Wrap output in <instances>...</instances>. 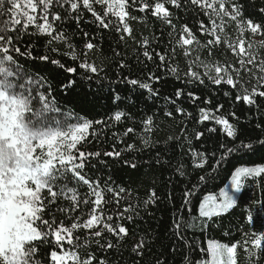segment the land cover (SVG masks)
<instances>
[{
    "label": "snow or ice",
    "instance_id": "6c2138e0",
    "mask_svg": "<svg viewBox=\"0 0 264 264\" xmlns=\"http://www.w3.org/2000/svg\"><path fill=\"white\" fill-rule=\"evenodd\" d=\"M131 21L159 23L160 35L137 39ZM106 33L116 34L115 47L109 43L111 56L97 64L90 53L103 52ZM41 36L50 52L74 66L47 54L34 56L29 41ZM75 38H82L81 46ZM129 40L138 45L136 65L120 50ZM56 42L66 51L53 46ZM29 59L45 62L39 74L22 71L21 60ZM170 77L183 87L164 94L158 85ZM49 81L58 82L61 95L75 106L71 112L62 110ZM185 104L198 110L191 134L193 113ZM235 104L243 107L237 111ZM226 106L230 110L222 112ZM97 107L112 114L95 120L76 114L77 108ZM158 114L173 122L181 118L179 132L162 143L150 138L162 128ZM206 121L215 126L199 127ZM113 122H130L122 137L135 135L140 146L121 138L123 151L115 145L103 153L85 151ZM193 139L201 142L200 150L193 149ZM124 152L136 156L125 158ZM102 157L133 170L132 176L121 183L111 176L93 179L90 173H99V165L108 167ZM249 161L260 163L243 166ZM144 168L151 179L140 196L132 185L146 182ZM222 171L230 173V182L201 199L202 186ZM197 172L202 174L193 181ZM165 173L169 178L159 182L158 191L157 175ZM257 178L264 179V0H0V264H143L159 234L140 222L163 221L165 212L171 213L169 239L153 264H175L177 252L180 264H238L240 241H213L206 252L200 249L207 259L197 260L187 230L220 226L238 200L248 202L238 194ZM180 184L177 208L167 189ZM62 200L67 206L58 204ZM254 203L264 214V200ZM246 220L260 229L243 233L247 264H264V218L249 210Z\"/></svg>",
    "mask_w": 264,
    "mask_h": 264
},
{
    "label": "trees",
    "instance_id": "16d2710c",
    "mask_svg": "<svg viewBox=\"0 0 264 264\" xmlns=\"http://www.w3.org/2000/svg\"><path fill=\"white\" fill-rule=\"evenodd\" d=\"M257 3H259V0H257ZM133 15H142L140 13L134 12ZM132 24V27L134 29V34L136 35L137 39L141 38V34L143 36L149 37V39L152 38V33L154 32L156 36L160 35L161 25L159 23L151 22L147 26L141 23H137L135 21L130 22ZM74 28L75 25H72ZM84 29L89 32H95L96 29L93 25H84ZM31 31V29H30ZM106 39L104 42V50L103 52H97V53H90V57H93L97 64H101L102 61L107 63L106 57L111 56V52L109 49V43H111L112 47H115V41H116V34H105ZM27 39V38H26ZM202 41L204 38H201ZM34 48L33 55L39 56L41 54H47L53 58H60L66 62L68 66H74L73 62L68 59L67 57H62L60 53H53L48 50L47 47V37H39V38H32L31 41H29ZM73 43L77 45L78 47L82 45L83 40L82 38H75L73 40ZM53 46L58 47L61 49V51H66V47L62 42H56ZM138 45L133 43V41L129 40L128 44L121 47V51L127 60L129 64L136 65V56L135 51L137 50ZM177 52L179 53L180 50L177 49ZM217 57L223 58V54L219 51H217ZM228 58H230L231 54L227 53ZM143 57H141L142 59ZM177 62L179 63V66L181 68V75L183 74V71L186 70V66L184 64V60L182 57V54H180L177 57ZM45 62L39 61L38 59L33 60H21V64L23 65L22 71H26L31 74H39V68L44 65ZM149 67L151 68L152 65L149 64ZM155 71V69H153ZM158 75H162L163 73L160 71H157ZM46 75V74H45ZM49 83L52 86L53 94L56 96V99L59 101V104L62 108V110H65L67 112H71L74 105L68 104L67 101L64 99V97L60 93L59 84L57 81H49ZM162 88V91L164 94H169L174 92L176 88L183 87V85L175 80L174 78H169L167 81V84L158 85ZM96 85L92 84V90H96ZM149 103H151L149 101ZM158 104L163 106L162 101H157ZM101 105H107V101L101 100ZM144 104H139V111L140 114L143 113ZM185 107L193 113V119L188 122V132L191 134L192 129L195 124V120L198 119V110L196 108L188 107L187 104H185ZM235 109L239 111L243 107L242 104H235ZM152 111H156L155 108L151 109ZM230 109L227 108L222 110V112L229 111ZM132 112H137V108H132ZM76 114L85 118V119H100L102 117H106L107 115H111L112 113L106 108V107H97L94 111H83L79 108L76 109ZM157 119L162 125L161 130L157 133L156 136L150 137L154 140H159L161 143L163 140L161 138L167 136L168 134L172 132H179V126L178 121L181 119L180 117H177V121H169L164 120L162 115L158 114ZM130 122H121L119 125L115 124L113 122L112 127L109 128L104 134L101 135L99 140H93L90 144H86L84 147L85 151H112L113 145H115L117 150L123 151L124 145L117 143V141L121 138L125 139L126 143H133L135 142L137 146H140V141L136 138L135 135L130 134L129 137L124 138L122 137V133L126 126H129ZM207 125L208 127L215 126L214 123L206 121L204 125H199V127H204ZM99 126H97L98 128ZM218 127V126H217ZM119 132L121 135L117 137H113V132ZM212 142L209 141L207 146H210ZM192 147L195 150H200L201 148V142L193 139L192 141ZM177 158H180V148H177ZM125 158H134L136 156V153L133 152L131 154L124 152ZM101 159L105 160L108 164V167H105L103 164L99 165L101 171L99 173L97 172H91L90 176L95 179L97 175L101 177V180H106L108 176L112 177V180L116 183L126 182L128 181L129 177L132 176L133 170L128 169L126 167H123L120 164H113L112 160L107 157H102ZM185 160L188 159L187 155L184 157ZM255 163H260V161H249L243 166H255ZM143 172L149 173V169L144 168L142 169ZM202 173L197 172L193 177V181L196 180L198 175ZM168 173H165L163 175H157V188L159 191L161 181L168 180ZM151 179V173H149V176L145 178V183L139 185H132L133 188H137V194L140 196H144L146 193V189L148 188L147 180ZM230 180V173L228 171H222L219 174V178L216 181L209 182L207 185L202 186L203 192L201 193V199L203 195H207L213 192L218 191V187H222L224 184H227ZM139 184V182H138ZM183 187V184H180L176 186V188L173 190L171 187H169L168 191H173V194L175 196V205L177 208L180 206V197H181V191L180 189ZM85 188H81V192L85 191ZM238 195H244L245 198L248 200L247 203H242L238 200L237 206L231 210V212L226 216L223 217L221 220L218 221V224L220 226H217L216 224H213L210 228H207L203 231L200 230V228L194 227L187 230L188 232V239L195 241V251L191 253V255L194 256L195 259L199 260L201 258L207 259L206 254L203 255L200 252V249H204L206 252L207 249V242L209 240L222 242V243H229L240 241L241 247L238 248V264H247L245 253L242 251V242L244 240L243 233H251L252 231H259L257 224H249L246 220V215L249 210L253 213L254 217L260 219L264 218V214H261V205L259 203H254V201L257 200H264V179L257 178L255 181L246 182L245 188L242 190L241 194ZM58 204L62 206H67V201H58ZM123 206V203L121 207ZM171 208V206H170ZM87 211V209H86ZM194 215L197 214L196 210H194ZM157 217H159L161 214L157 213ZM187 215V214H186ZM164 219L163 221H153L151 219H148L147 222H140V227L144 229H151L153 231V235L159 234V242L155 244L153 248V255H146L144 258L143 264H153V261L155 259V254L160 252L162 250V245H166L168 243V235H167V229L171 226V213L165 212L163 214ZM191 219V217H188ZM58 219H63L62 216H58ZM67 222V221H66ZM199 221H197V224ZM183 252H188V249L183 248ZM83 249H81V255H83ZM181 252H177L173 259L175 261V264H180L182 260Z\"/></svg>",
    "mask_w": 264,
    "mask_h": 264
},
{
    "label": "rangeland",
    "instance_id": "374dc122",
    "mask_svg": "<svg viewBox=\"0 0 264 264\" xmlns=\"http://www.w3.org/2000/svg\"><path fill=\"white\" fill-rule=\"evenodd\" d=\"M233 30H234V26H233L232 29H229V31H233ZM229 182H230V180H229ZM229 182H228V183H229ZM211 242H213V240H209V241L207 242V247H208L209 243H211Z\"/></svg>",
    "mask_w": 264,
    "mask_h": 264
}]
</instances>
